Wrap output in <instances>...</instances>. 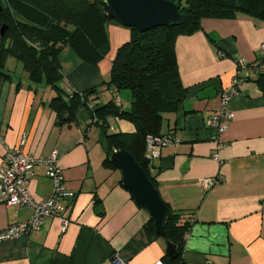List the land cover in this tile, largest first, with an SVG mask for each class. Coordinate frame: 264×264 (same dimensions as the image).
<instances>
[{
  "label": "crops",
  "instance_id": "1",
  "mask_svg": "<svg viewBox=\"0 0 264 264\" xmlns=\"http://www.w3.org/2000/svg\"><path fill=\"white\" fill-rule=\"evenodd\" d=\"M201 24L175 43L187 94L176 111L163 114L161 132L174 133L180 142L164 148L149 170L170 208L191 222L178 264H264V92L256 82L264 72V22L241 15L205 18ZM107 29L108 53L96 65L70 47L63 49L61 87L68 93L101 87L90 104L115 99L128 109L130 91L102 84L110 80L116 52L133 32L117 21H109ZM22 65L0 79V167L7 146L35 156L58 149L64 184L77 196L68 203L65 230L61 220L46 218L39 231L0 242V264H114L115 254L127 264L166 263L167 241H150L145 230L151 215L122 185L119 170L103 166L105 140L90 108L79 106L74 121L63 123L51 106L55 89L45 80L32 81ZM238 72L243 81L231 100L235 116L222 134L218 161L216 132L205 122ZM134 131L131 122L110 119V132ZM218 175L222 181L205 190L201 180ZM29 187L38 199L51 196L53 181L43 165L34 167ZM32 214L30 206L0 204V230Z\"/></svg>",
  "mask_w": 264,
  "mask_h": 264
},
{
  "label": "trees",
  "instance_id": "2",
  "mask_svg": "<svg viewBox=\"0 0 264 264\" xmlns=\"http://www.w3.org/2000/svg\"><path fill=\"white\" fill-rule=\"evenodd\" d=\"M171 1L178 2L180 11L186 16L185 22L144 32L128 27L133 32L132 38L118 48L111 78L102 84L118 91L128 89L131 92L128 109L115 99L103 105L90 104L89 97L99 94L101 87L73 93L61 87L60 55L65 47L74 50L84 62L94 65L108 53L107 26L114 19L104 16L97 0H0V22L7 26L4 37L0 31V79L10 76L4 68L7 58L14 56L32 81L45 80L55 89L57 94L51 106L58 112L60 121L73 122L78 107L87 105L105 140L103 166L117 169L110 160L111 152L129 150L157 188L156 177L149 170L144 151L149 134H162L163 114L176 111L187 94V88L180 80L175 48L177 37L200 30L205 18L234 19L247 15L264 22V0ZM256 82L264 92V72L258 74ZM111 118L131 122L135 131L110 132ZM167 206L163 238L176 244L178 256L171 258L165 254L164 260L167 264H178L191 222L181 212L171 209L168 203ZM145 230L150 241L162 238L156 233L152 217L145 224Z\"/></svg>",
  "mask_w": 264,
  "mask_h": 264
},
{
  "label": "built area",
  "instance_id": "3",
  "mask_svg": "<svg viewBox=\"0 0 264 264\" xmlns=\"http://www.w3.org/2000/svg\"><path fill=\"white\" fill-rule=\"evenodd\" d=\"M185 1V0H183ZM264 62V42L260 46ZM245 66L244 60L240 62ZM258 68L263 69L260 62ZM238 74L233 78L231 87L224 90L220 95L219 107L207 118L206 125L216 132V151L213 157L220 161V150L224 146L222 134L227 131L230 121L235 114L231 107L232 97L237 94L243 77ZM180 138L174 133L149 134L146 137L144 156L147 161L153 162L162 155L164 148L178 144ZM36 165L45 167V174L53 181V191L48 199L36 198L30 190L33 169ZM223 176H210L201 180V185L205 190H209L220 183ZM77 193L67 189L64 184L63 170L60 165L58 149H53L49 155L35 156L26 153L21 147L7 146L4 154V165L0 167V204L30 206L33 214L30 218L13 223L0 230V242L18 238L23 235H30L42 228L46 218H56L61 220L63 230L69 223V204L74 201ZM192 221V220H191ZM114 264H127L119 254L113 258ZM155 264H166L160 260Z\"/></svg>",
  "mask_w": 264,
  "mask_h": 264
},
{
  "label": "water",
  "instance_id": "4",
  "mask_svg": "<svg viewBox=\"0 0 264 264\" xmlns=\"http://www.w3.org/2000/svg\"><path fill=\"white\" fill-rule=\"evenodd\" d=\"M105 17L114 19L126 27L144 32L159 26H177L185 22L178 2L171 0H97ZM2 5L0 4V12ZM7 26L0 22L2 36ZM112 164L121 172L122 184L130 190L139 206L146 209L154 219L156 233L165 237L164 222L168 213L166 201L150 180L145 169L134 155L126 149L114 150L110 154ZM166 254L178 256L176 244L168 241Z\"/></svg>",
  "mask_w": 264,
  "mask_h": 264
},
{
  "label": "rangeland",
  "instance_id": "5",
  "mask_svg": "<svg viewBox=\"0 0 264 264\" xmlns=\"http://www.w3.org/2000/svg\"><path fill=\"white\" fill-rule=\"evenodd\" d=\"M111 21H114L115 22V20H111ZM21 62H19L14 56H9L8 58H7V61H6V66H5V68H4V70L6 71V72H8V73H15L14 71L16 70V68H17V66L19 65V66H21ZM23 66V65H22ZM17 73V72H16ZM123 90H125V91H128L129 92V90L128 89H123ZM125 91H123V92H125ZM119 173H121L120 171H118Z\"/></svg>",
  "mask_w": 264,
  "mask_h": 264
}]
</instances>
